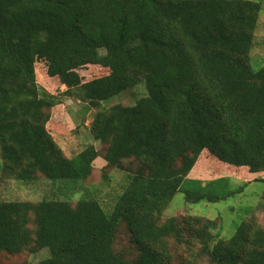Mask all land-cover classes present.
Listing matches in <instances>:
<instances>
[{"label":"trees","instance_id":"16d2710c","mask_svg":"<svg viewBox=\"0 0 264 264\" xmlns=\"http://www.w3.org/2000/svg\"><path fill=\"white\" fill-rule=\"evenodd\" d=\"M262 10L257 0H0V185L85 181L95 169L126 180L109 210L87 192L0 198V251L46 250L35 264H173L184 248L210 264H264L255 220L223 238L222 219L163 218L178 192L215 203L264 183V64L252 56ZM42 76L99 103L89 128L100 148L66 155L50 124L77 126ZM140 86L133 104L106 106ZM238 169L252 179L233 188L221 173Z\"/></svg>","mask_w":264,"mask_h":264},{"label":"rangeland","instance_id":"374dc122","mask_svg":"<svg viewBox=\"0 0 264 264\" xmlns=\"http://www.w3.org/2000/svg\"><path fill=\"white\" fill-rule=\"evenodd\" d=\"M262 2L263 10L260 15L259 26L256 32L255 45L252 50L254 62L264 64V0ZM39 70L45 75L47 68L45 64H39ZM99 68V67H98ZM95 68L88 67L80 70L84 79H90ZM104 71L97 72L96 75L104 74ZM39 80V86L44 87L47 92L58 95L65 101L67 107L61 110L62 116L66 112L77 126L76 129L67 130L64 126H59L55 122L50 124L53 132H56V141L63 148L66 155L73 156L79 153L85 146L94 144L98 148L102 145L95 141L90 133V122L93 114L97 111L94 107L89 109L87 102L81 100L78 95L72 91L68 94L67 88L63 87L59 80H46L43 76ZM53 82V85H52ZM48 83V84H47ZM145 93L143 87L129 89L119 97H114L107 102L106 106H112L117 103L124 105L133 104L138 97ZM59 126V127H58ZM73 128L72 124L71 127ZM222 176L231 178L232 186L238 187L250 181L252 176L248 177L247 169H238L236 172L223 170ZM113 180L111 183L104 182L101 171L95 169L89 179L85 181H51L40 177L32 183H25L16 180H4L0 185V198L8 200H30L40 201L43 199H71L76 202L80 196L87 192L99 198L105 209L109 210L115 198L124 190L126 180L125 175L117 170L112 171ZM264 176V174H262ZM264 194V183L255 182L248 184L244 191L235 196L229 197L219 202L207 203L205 201L198 203H189L185 199L184 192H178L174 195L170 205L163 213V218L178 217L183 214L200 215L206 218L220 221L222 219L221 237L230 238L235 232L237 226L245 220H255L264 226V208L261 207V196ZM251 210L247 213V209ZM126 237H123V242ZM127 248V247H126ZM181 255H174L173 264H182L183 262L194 260V257L201 264H210L207 256L200 257L197 251L186 252L184 248L180 250ZM48 255L46 250L31 254L26 252L20 255H8L0 251V264H35ZM200 257V258H199Z\"/></svg>","mask_w":264,"mask_h":264},{"label":"water","instance_id":"95a60500","mask_svg":"<svg viewBox=\"0 0 264 264\" xmlns=\"http://www.w3.org/2000/svg\"><path fill=\"white\" fill-rule=\"evenodd\" d=\"M98 104H99V103L96 102V101H91V102H90V106H92V107H96Z\"/></svg>","mask_w":264,"mask_h":264}]
</instances>
